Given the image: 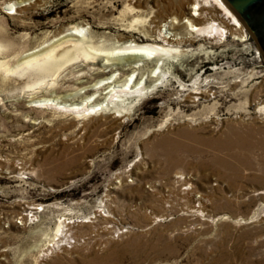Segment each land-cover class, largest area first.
Listing matches in <instances>:
<instances>
[{"label": "rangeland", "instance_id": "rangeland-1", "mask_svg": "<svg viewBox=\"0 0 264 264\" xmlns=\"http://www.w3.org/2000/svg\"><path fill=\"white\" fill-rule=\"evenodd\" d=\"M134 3L147 24L165 0H0V264H264V55L245 28L179 48L216 54L186 63L196 75L177 70L203 99L163 85L127 119L40 102L94 82L84 64L51 86L36 68L10 71L77 23L142 40L116 21ZM230 130L260 143L248 168L217 154ZM61 222L67 238L50 248Z\"/></svg>", "mask_w": 264, "mask_h": 264}, {"label": "bare ground", "instance_id": "bare-ground-1", "mask_svg": "<svg viewBox=\"0 0 264 264\" xmlns=\"http://www.w3.org/2000/svg\"><path fill=\"white\" fill-rule=\"evenodd\" d=\"M144 13L140 3L128 4L124 7L123 15L116 18L120 30L142 34L140 41L134 40L132 35H109L92 30L84 33L85 25L77 23L47 34L43 42L26 53L17 67L10 71L23 72L25 68L33 67L50 77L52 82L67 65L84 64L96 77L94 82L78 80V88L73 93L61 98L41 99L40 102L56 107H60L58 101L61 99L65 103L70 102L69 106L61 107L70 108L69 111L77 118L92 116L100 111L118 120L127 119L141 100L157 93L163 85L179 83L181 90L188 92L184 96L185 102L192 100L194 103L192 95H200L199 99L205 97V91L179 80L177 70L196 75L194 69L187 68L186 63L196 54L208 62L216 54L204 44H200L196 51L179 49L182 45L189 47L198 40L216 42L231 35L242 40L247 37L244 26L223 0H165V4L159 3L155 9H151L147 24L141 18ZM2 46L0 44V52ZM4 64L0 63V69ZM46 81H36L33 88H41ZM90 100H94L93 104L87 103ZM231 132L219 143L217 154H223L221 161L228 168L231 167L228 165L230 160L248 168L250 164L246 156L256 150L260 143L253 141L251 134ZM66 224H59L55 235L58 238L50 248L67 238Z\"/></svg>", "mask_w": 264, "mask_h": 264}, {"label": "water", "instance_id": "water-1", "mask_svg": "<svg viewBox=\"0 0 264 264\" xmlns=\"http://www.w3.org/2000/svg\"><path fill=\"white\" fill-rule=\"evenodd\" d=\"M264 55V0H223Z\"/></svg>", "mask_w": 264, "mask_h": 264}, {"label": "flooded vegetation", "instance_id": "flooded-vegetation-1", "mask_svg": "<svg viewBox=\"0 0 264 264\" xmlns=\"http://www.w3.org/2000/svg\"><path fill=\"white\" fill-rule=\"evenodd\" d=\"M249 36H251L250 34H249ZM251 38L254 40V38L251 36ZM255 41V40H254ZM256 43V42H255ZM257 45V44H256Z\"/></svg>", "mask_w": 264, "mask_h": 264}, {"label": "built area", "instance_id": "built-area-1", "mask_svg": "<svg viewBox=\"0 0 264 264\" xmlns=\"http://www.w3.org/2000/svg\"><path fill=\"white\" fill-rule=\"evenodd\" d=\"M257 58L259 59V53H257Z\"/></svg>", "mask_w": 264, "mask_h": 264}]
</instances>
